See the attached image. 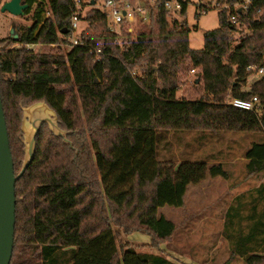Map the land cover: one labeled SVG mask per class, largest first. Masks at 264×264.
Instances as JSON below:
<instances>
[{"label": "trees", "instance_id": "16d2710c", "mask_svg": "<svg viewBox=\"0 0 264 264\" xmlns=\"http://www.w3.org/2000/svg\"><path fill=\"white\" fill-rule=\"evenodd\" d=\"M157 1L159 11L141 20L150 27L133 34V22L119 25L127 39L122 49L115 41L120 32L97 6L85 16L81 7L80 20L90 28L81 33L82 44L72 45L74 0H27L25 14L33 22L17 40L0 45V88L16 173L25 156L22 104L46 101L69 130L67 141L48 128L36 136L34 159L16 183L11 264H176L133 246L121 254L113 223L127 233L168 239L176 225L159 216V208L183 206L190 184L208 175L229 178L230 172L221 162L160 160L158 129L264 134V73L244 89L254 73L247 67L264 68V0H218L228 6L220 8L219 27L205 32L201 49L189 43L187 1L177 12ZM244 27L249 32L234 45L233 34ZM61 43L71 46L66 55L28 47ZM96 48L102 49L98 60L91 53ZM186 59L201 68L199 98L177 97L178 68ZM254 96L255 110L227 102ZM246 159L248 173L264 172V140L252 144ZM225 234L247 264H264V182L249 196H237Z\"/></svg>", "mask_w": 264, "mask_h": 264}, {"label": "rangeland", "instance_id": "374dc122", "mask_svg": "<svg viewBox=\"0 0 264 264\" xmlns=\"http://www.w3.org/2000/svg\"><path fill=\"white\" fill-rule=\"evenodd\" d=\"M7 0H1L4 3ZM92 0H83L84 16L91 10ZM135 8L136 19L133 27V34H136L143 27H150L149 22L141 23L143 11L138 7L151 9L158 12L157 0H129ZM176 1V0H173ZM185 18L191 27L189 43L193 49L204 47V34L207 30L219 27V11L221 7L218 0H186ZM105 0H97L95 6L104 5ZM94 6V5H93ZM240 6L239 4L236 7ZM179 9H172L177 12ZM130 12H134L129 7ZM147 14V12H145ZM149 14V12H148ZM17 23L18 31L24 25L33 22L32 14L16 16L9 11H0V45L6 46L13 39L10 35L12 23ZM88 20H80L74 36H79L86 29H89ZM126 27V26H125ZM124 27V28H125ZM120 35L115 40L125 47L127 39L122 35L120 26H115ZM91 31H95L90 29ZM249 32L244 27L233 34L234 45ZM73 34L71 36L74 37ZM102 43V42H101ZM19 46L17 43L11 47ZM36 51H46L66 55L71 46L61 44H38L32 46ZM177 81L179 89L178 98H199L204 93L201 78V68L192 64L186 59L178 68ZM260 78V75H251L244 89L249 87ZM231 97L227 98L230 102ZM39 102V101H37ZM22 104L21 133L19 134L24 143L25 152V130L30 127V120L25 115L24 107L36 104ZM60 126V125H59ZM24 127V129H23ZM51 129L49 123H43L41 129ZM86 128V127H85ZM88 130V128H86ZM67 130V129H65ZM55 134V133H54ZM56 135V134H55ZM264 140V134L259 131H231L215 129H181L160 128L157 131V155L162 161L178 164L183 160H204L208 163L224 164L230 172V177H213L208 175L197 184H190L184 198L183 206H161L158 210L159 216L174 221L175 232L171 237L162 241H156L145 232H125L113 223L114 232L118 246L122 251L124 246H133L139 252L155 253L171 259L176 264H247L245 258L233 251L231 239L225 234L227 212L232 204L237 202V196L245 193L247 196L254 193L264 182V172L250 174L247 171L246 152L255 141ZM37 148V146H36ZM26 156V153H25ZM24 156V160H25ZM23 160V163H24Z\"/></svg>", "mask_w": 264, "mask_h": 264}, {"label": "water", "instance_id": "95a60500", "mask_svg": "<svg viewBox=\"0 0 264 264\" xmlns=\"http://www.w3.org/2000/svg\"><path fill=\"white\" fill-rule=\"evenodd\" d=\"M96 1L92 0L91 3L94 5ZM28 7L27 0H7L4 3L0 0V11H9L16 16L25 15ZM16 28L17 23L14 22L10 35L17 40L19 33ZM24 110L25 115L29 117L30 127L27 130L23 127L26 156L21 171L16 173L0 88V264H11L12 262L16 233V183L34 159L37 146L36 136L42 124L49 123L54 133L65 137L66 141L69 133V130L59 126L57 112L46 101H39L24 107Z\"/></svg>", "mask_w": 264, "mask_h": 264}, {"label": "built area", "instance_id": "2783aa9c", "mask_svg": "<svg viewBox=\"0 0 264 264\" xmlns=\"http://www.w3.org/2000/svg\"><path fill=\"white\" fill-rule=\"evenodd\" d=\"M182 0H165L164 1V6L168 9L171 10L176 8V9H180L183 5ZM74 13L72 15V21H71V29H72V34L74 36L77 27H78V22L80 21V13H81V7H82V3L83 0H74ZM218 5L221 7V3L218 1ZM223 6H228L227 4L222 5ZM243 6L247 7L246 4H244ZM102 9H104L107 12V15L109 17V23L110 26L112 28H114L115 26H119L122 22H128V23H132L135 19H136V14H135V8L134 5H132V3L129 0H105L104 5L99 6ZM129 7L133 8L134 12H130L129 11ZM159 7L160 5H158L157 10L159 11ZM138 11H143L144 15H143V19H148L149 14L147 16V14H145L146 9H143L141 6L137 8ZM50 12L48 11L47 14H49ZM231 19L233 22L237 21V17L236 15H232ZM72 45H77V44H82L83 42L81 41L79 36H74L72 37ZM33 45H28V47H32ZM91 53L95 54V58L96 60L100 59V55L102 53V49L101 48H96L91 50ZM249 70H254V73L252 75H262L264 73V68H258L256 69L255 66L253 65H249L247 67ZM257 101H258V97L254 96L253 99H244V98H240V97H234L231 98L230 102L238 107L244 108V109H250V110H255L257 107Z\"/></svg>", "mask_w": 264, "mask_h": 264}, {"label": "crops", "instance_id": "0c3cea01", "mask_svg": "<svg viewBox=\"0 0 264 264\" xmlns=\"http://www.w3.org/2000/svg\"><path fill=\"white\" fill-rule=\"evenodd\" d=\"M92 4V3H91ZM96 4H97V1H96ZM96 4H94V6L96 5ZM92 6H93V4H92ZM98 7V6H97ZM150 10H152V8L150 9ZM150 10L149 9H147L146 10V12H147V16H148V12H150ZM142 20H146V21H148L149 20V17H148V19H143L142 18ZM135 22V20L133 21V23ZM261 76V75H260Z\"/></svg>", "mask_w": 264, "mask_h": 264}, {"label": "flooded vegetation", "instance_id": "af4514ba", "mask_svg": "<svg viewBox=\"0 0 264 264\" xmlns=\"http://www.w3.org/2000/svg\"><path fill=\"white\" fill-rule=\"evenodd\" d=\"M12 24H13V23H12ZM18 28H19V27H18V25H17L16 31L19 33ZM10 30H11V29H10ZM19 36H20V33H19Z\"/></svg>", "mask_w": 264, "mask_h": 264}]
</instances>
